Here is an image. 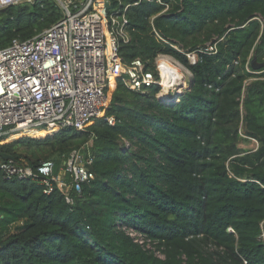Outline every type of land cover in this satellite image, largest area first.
I'll use <instances>...</instances> for the list:
<instances>
[{
	"label": "trees",
	"instance_id": "16d2710c",
	"mask_svg": "<svg viewBox=\"0 0 264 264\" xmlns=\"http://www.w3.org/2000/svg\"><path fill=\"white\" fill-rule=\"evenodd\" d=\"M162 2L163 13L157 1L130 7V41L119 55L151 70L156 55H169L189 71V88L161 100L156 86L140 93L113 79L102 116L84 131L41 126L1 136L0 154L33 168L42 161L22 152L49 151L54 175L91 138L94 178L68 205L55 186L46 195L0 172V264H264V68L246 69L249 58L264 63V0ZM109 5L117 1L101 11ZM60 17L54 0L1 9L0 49ZM153 29L187 51L214 40L216 53L189 65ZM242 136L257 148H239Z\"/></svg>",
	"mask_w": 264,
	"mask_h": 264
},
{
	"label": "built area",
	"instance_id": "2783aa9c",
	"mask_svg": "<svg viewBox=\"0 0 264 264\" xmlns=\"http://www.w3.org/2000/svg\"><path fill=\"white\" fill-rule=\"evenodd\" d=\"M34 0H0V10L8 6L32 3ZM61 10L60 19L31 39H14L0 49V137L30 128L46 126L84 131L86 124L102 116L108 104V82L120 79L132 91L144 93L156 86V97L165 100L180 87L181 80L171 70L180 73L181 64L166 54H158L151 62L152 70L133 60L125 65L119 55L122 45L128 44V11L142 1L136 0L103 13L109 0H54ZM156 39L185 56L195 65L202 55L216 53L217 42H210L195 51L165 39L153 29ZM248 64L246 69H248ZM250 72V71H249ZM170 82V92L162 96V83ZM110 125L112 118H105ZM92 139L72 149L64 158L62 168L54 175L51 161H42L35 168L6 161L0 164L5 180L28 179L41 185L48 195L57 187L66 204H74V195L94 178L90 167ZM127 235L142 248L150 249V241L129 229Z\"/></svg>",
	"mask_w": 264,
	"mask_h": 264
},
{
	"label": "rangeland",
	"instance_id": "374dc122",
	"mask_svg": "<svg viewBox=\"0 0 264 264\" xmlns=\"http://www.w3.org/2000/svg\"><path fill=\"white\" fill-rule=\"evenodd\" d=\"M106 7L108 10L107 12H111L116 8V6H112V5L111 6L109 5ZM252 58L248 59V63H249L248 65H250V67H251ZM248 69H249V67H248ZM181 71H182L183 79L181 81L180 87L173 91L172 96H175V95L181 93L183 90H186L187 88H189L191 75H190L189 71L184 66H181ZM249 71L252 74L262 73V72H258V70H253L252 68H251V70L249 69ZM244 138L245 137L242 136V140L239 142V148L243 149L244 151H253L257 148V142L255 140H253V139L248 140L247 139V141H246V139H244ZM123 145L128 146L127 143L121 142L120 146H123ZM22 153H23V155H27L28 157H30L33 160H39V161H46L45 159L50 154L49 151H36V152L23 151ZM157 255L159 257H162V255H160L159 253Z\"/></svg>",
	"mask_w": 264,
	"mask_h": 264
},
{
	"label": "bare ground",
	"instance_id": "6f19581e",
	"mask_svg": "<svg viewBox=\"0 0 264 264\" xmlns=\"http://www.w3.org/2000/svg\"><path fill=\"white\" fill-rule=\"evenodd\" d=\"M173 74L175 77H177L178 79H180L181 81H182V79H183V75H182V73H180L177 69H174L173 68V70H171L170 72H169V74ZM162 90L159 92V94L160 95H162V96H165V95H167L169 92H170V82H168V81H166V80H164L163 81V83H162Z\"/></svg>",
	"mask_w": 264,
	"mask_h": 264
},
{
	"label": "water",
	"instance_id": "95a60500",
	"mask_svg": "<svg viewBox=\"0 0 264 264\" xmlns=\"http://www.w3.org/2000/svg\"><path fill=\"white\" fill-rule=\"evenodd\" d=\"M214 42V40L212 41ZM205 45H203V47H205ZM251 68L253 70H260L262 68H264V63H258L256 60V57H253L251 60ZM0 157L2 159V161L6 162V161H14V158L10 155H6V154H0Z\"/></svg>",
	"mask_w": 264,
	"mask_h": 264
}]
</instances>
